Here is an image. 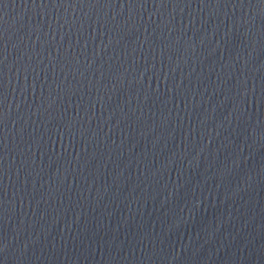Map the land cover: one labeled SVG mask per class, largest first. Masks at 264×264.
<instances>
[{"label": "water", "instance_id": "water-1", "mask_svg": "<svg viewBox=\"0 0 264 264\" xmlns=\"http://www.w3.org/2000/svg\"><path fill=\"white\" fill-rule=\"evenodd\" d=\"M0 264H264V0H0Z\"/></svg>", "mask_w": 264, "mask_h": 264}]
</instances>
